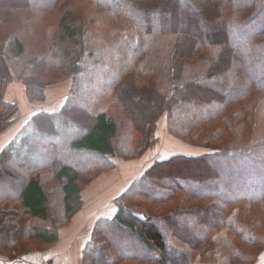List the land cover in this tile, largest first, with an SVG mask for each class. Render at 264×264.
<instances>
[{
  "label": "trees",
  "instance_id": "trees-1",
  "mask_svg": "<svg viewBox=\"0 0 264 264\" xmlns=\"http://www.w3.org/2000/svg\"><path fill=\"white\" fill-rule=\"evenodd\" d=\"M68 78L65 103L0 149V263L43 255L83 187L140 157L164 117L204 152L154 160L81 263L264 264V0H0V133L11 83L42 103Z\"/></svg>",
  "mask_w": 264,
  "mask_h": 264
},
{
  "label": "rangeland",
  "instance_id": "rangeland-1",
  "mask_svg": "<svg viewBox=\"0 0 264 264\" xmlns=\"http://www.w3.org/2000/svg\"><path fill=\"white\" fill-rule=\"evenodd\" d=\"M26 3H27V0H26ZM146 9H148L147 12H150V8H146ZM70 88H71L70 79L69 78L63 79L59 83H56L51 86H47L45 88V91H44L45 101L44 102L42 103L29 102L28 103L25 97V94H24L23 86L17 81H14L7 87L5 94H4V98L7 101L11 103H16L17 105V113L13 117L12 126L19 125L22 122H24L29 113L28 110H31V111L32 109L50 110L53 107L57 108L59 105L61 106V103L62 104L65 103V100L70 91ZM12 126H10L9 128H11ZM14 128L15 127H13L9 132H11ZM6 138H7L6 133L5 134H3V132L0 133V149L5 146V143H7V141H5ZM203 152H204L203 149H199L197 147L187 145L181 140H178L170 136L168 134L167 127L165 124V118L161 117L158 120V124L155 130V142L140 157L133 159V160H128V161L122 160L120 158H112L113 162L115 163V166L113 167V169L107 173H102L96 179L94 178L93 181H91L90 183L86 184L83 187L82 192L80 194V198L82 201L80 211L69 219L67 226L59 229L60 236L58 234V240L56 241L55 244L47 248V249L53 248L51 251L52 254H49V255H52V258L50 259L47 253L41 256H38L37 258L35 257V259H33V256H32V258L29 259V261H31L32 263H29V264H60L61 262H64L67 264L80 263L81 256L79 259L77 248L74 242H76L77 244V241H79L81 244V248L83 249L84 244L86 243L88 239L84 237L85 235L84 232L88 231L92 222L95 221V218L97 216L96 217L94 216L100 213L98 212L94 214L93 216L88 217L90 214L93 213L94 210L91 209L89 205L87 204L85 205L83 201L84 202L86 201V203L87 202L90 203L89 198H92L93 200L96 199L97 201L99 199L107 197L108 202L105 204V207H104L105 212L109 210L111 212L115 211L114 203L112 204V202H110L109 200L111 198L114 199L115 197L119 196L122 192H124L129 187L131 182L135 178L140 176L143 173V171L150 164H152L154 160L159 161L161 159H167L169 158V156L175 155V154L196 155V154H200ZM11 162L13 165H15L13 160ZM250 184L252 185V183ZM4 188H5L4 186L0 185V191ZM87 192L91 193V195H89ZM54 200H55L54 198H51L50 207L52 208L51 209L52 211H53V201ZM75 233H78V234H75ZM123 240L124 239L118 242L119 245L122 247L136 245L134 238H132V240H129V241L128 240L123 241ZM46 250L43 249V252L44 251L47 252Z\"/></svg>",
  "mask_w": 264,
  "mask_h": 264
},
{
  "label": "crops",
  "instance_id": "crops-1",
  "mask_svg": "<svg viewBox=\"0 0 264 264\" xmlns=\"http://www.w3.org/2000/svg\"><path fill=\"white\" fill-rule=\"evenodd\" d=\"M26 100V99H25ZM29 103V102H28ZM60 106V105H59ZM58 106V107H59ZM56 109V107L54 108H51L50 110H48V111H53V110H55ZM32 111H35L34 109H32ZM31 110H28V112L29 113H31L32 112ZM27 112V113H28ZM26 113V114H27ZM28 113V114H29ZM28 117V116H27ZM27 117H26V119H27ZM26 121V120H25ZM24 121V122H25ZM24 122H22L21 124H19V125H14V126H12L11 128H9V129H7V130H5L4 132H3V134H7V138L5 139V141H7V143L15 136V134L17 133V131L21 128V126L23 125V123ZM13 127H15L11 132H9ZM9 132V133H8ZM9 139V140H8ZM7 143H5V145L7 144ZM112 191V190H111ZM89 195H91V193H89V192H87ZM89 200H90V203H86V201L84 202L83 201V203H85V205L87 204V205H89L90 207H91V209H93L94 211H93V213L92 214H90L88 217H91V216H93L94 214H96V213H98V212H100V213H98V214H96L94 217H96L95 218V220L97 219V218H99V217H109L112 213H111V211L109 210V211H106L105 212V209H104V207H105V204L108 202V198L107 197H105V198H102V199H99V200H97L96 201V199L95 200H93L92 198H89ZM110 202H112L113 201V198H111L110 200H109ZM113 203V202H112ZM85 208V207H84ZM97 208V209H96ZM106 213V214H105ZM93 217V218H94ZM93 223H94V221L92 222V226H93ZM91 225H90V227H89V229H88V231H85L84 233H85V235H84V237H86V239L88 238V236H89V234H90V232L89 231H91V229H92V227H91ZM89 232V233H88ZM83 233V234H84ZM88 233V234H87ZM75 234H78V233H75ZM59 236H60V234H59ZM74 244H75V246H76V248H77V253H78V257H79V259H80V256H81V250H82V248H81V244H80V242L79 241H77V244H76V242H74ZM71 245H72V243H71ZM52 249L53 248H51V249H47L46 251L47 252H44L43 254H45V253H47L48 254V257L51 259L52 258V255H49V254H52ZM63 261H64V259H63ZM66 261V260H65ZM0 264H4V263H0ZM24 264H29V263H24ZM60 264H67V263H64V262H61ZM77 264H82L81 263V261H80V263H77Z\"/></svg>",
  "mask_w": 264,
  "mask_h": 264
}]
</instances>
